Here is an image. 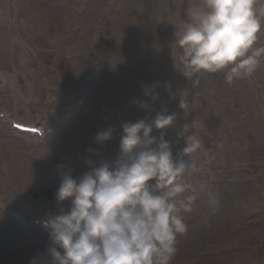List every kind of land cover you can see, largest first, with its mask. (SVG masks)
<instances>
[{"label": "rangeland", "instance_id": "1", "mask_svg": "<svg viewBox=\"0 0 264 264\" xmlns=\"http://www.w3.org/2000/svg\"><path fill=\"white\" fill-rule=\"evenodd\" d=\"M200 6L201 0H0V111L52 129L38 138L0 120V194L45 217L51 205L31 194L60 184L69 168L75 175L88 171L84 159L116 161L120 138L101 144L96 134L123 132L128 121L152 123L157 109L145 113L138 102H152L148 90L158 86L159 112L175 120L164 130L153 125L151 135L164 132L177 159L194 131L181 135L183 128L194 120L199 140L188 158L199 171L183 180L184 195L192 197V210L183 213L191 230L178 238L174 264H223L231 252H244L248 240L256 241L257 257L264 258V227H249L264 222V60L232 84L222 70L201 73L194 86L175 67L172 47L178 56L175 31L182 29L186 10ZM160 33L156 75L143 39L151 42ZM0 221V245L18 235L17 249L11 258L0 254V264H31L50 244L48 229L28 231L15 220ZM223 224L235 243L227 250L207 236L212 225Z\"/></svg>", "mask_w": 264, "mask_h": 264}, {"label": "clouds", "instance_id": "2", "mask_svg": "<svg viewBox=\"0 0 264 264\" xmlns=\"http://www.w3.org/2000/svg\"><path fill=\"white\" fill-rule=\"evenodd\" d=\"M185 15L173 42L180 52L177 56L171 46L172 56L194 86L203 72L226 70L225 81L232 84L261 65L264 0H201ZM138 103L149 108L147 102ZM179 106L185 109L183 96ZM174 120V114L159 112L152 123L123 122L115 167L89 160V170L80 175L71 168L62 172L55 192L60 210L46 213L42 221L50 244L31 264H174L178 238L189 231L183 213L192 210L183 180L199 171L188 159L199 147L195 120L183 128L181 135L194 131L179 159L164 132L151 135L153 125L164 130ZM112 138V128L95 137L101 144Z\"/></svg>", "mask_w": 264, "mask_h": 264}, {"label": "bare ground", "instance_id": "3", "mask_svg": "<svg viewBox=\"0 0 264 264\" xmlns=\"http://www.w3.org/2000/svg\"><path fill=\"white\" fill-rule=\"evenodd\" d=\"M143 41H144L145 45L148 46V51L146 53V58H147L146 61L149 62L151 60H154V67L156 68V72H160V67H161L160 55H161V50H162L161 48L163 47V39H162L161 33L151 42H148L145 39H143ZM153 53H154V55H153ZM162 62H163V66L167 65L166 59L162 60ZM158 90L159 89L155 86L152 87V90H148L149 91V97H147V98H151L152 102L149 103L148 109H144L145 113H150V112L154 111L155 109H157V113H159V107H160V100L161 99H160V94H159L160 91H158ZM35 120L40 121V116H37ZM47 128L49 129V126H47ZM122 134H123V132H121V131L113 130L114 140L119 141V138H121ZM157 137H159L158 133H157ZM112 140H113V138L110 141H112ZM107 147H105L104 149H107ZM11 154H12V152H11ZM85 156L86 157L90 156V150L87 151ZM76 160L77 159L75 157H73L72 162L75 163ZM87 161H88L87 159L83 160V166H85L87 164ZM1 199H2L0 202L1 207L3 209H7L8 206H6L4 204L3 196H1ZM4 218L7 219L9 223L15 224L14 221L7 218L3 214H0V220H3ZM26 219H30V217L26 216ZM0 224H1V221H0ZM257 225H259L258 227H260V226L264 227L263 226L264 222L253 221L249 224V227H256ZM256 228L251 229V235H254L256 233L255 232ZM0 230H2L1 227H0ZM189 230H191V227H189ZM248 230H250V228H248ZM207 236L209 239H211V240L213 239L215 242L218 241L222 245V250H227L230 247L235 246L234 245L235 243L232 240L233 239L232 233H230V231L228 230L227 227H225L224 224L222 225V227L220 226V229H217V227L215 225H212V227L208 231ZM17 240H18V235L16 232H13L12 240L10 242L6 241L0 245V254L4 255L5 258H11L10 254L13 253L18 247V245H16ZM246 244H249V247H245V249L244 248L240 249V250H243L244 252L239 253V254L231 252V254L229 256L224 257L223 264H264V258H261L260 256L257 257L258 256L257 252H258L259 247L256 246V241L255 240H248Z\"/></svg>", "mask_w": 264, "mask_h": 264}, {"label": "water", "instance_id": "4", "mask_svg": "<svg viewBox=\"0 0 264 264\" xmlns=\"http://www.w3.org/2000/svg\"><path fill=\"white\" fill-rule=\"evenodd\" d=\"M59 186L57 187H54V188H51L49 190H46V191H43V192H40V193H34L33 194V197L35 199H40L41 197H43L44 199L48 200L49 202H53V197H52V193L55 192L57 189H58ZM69 202H64V205L67 204ZM63 205V206H64ZM60 210V206H58L56 204V202H53V209L51 210V212H58Z\"/></svg>", "mask_w": 264, "mask_h": 264}]
</instances>
